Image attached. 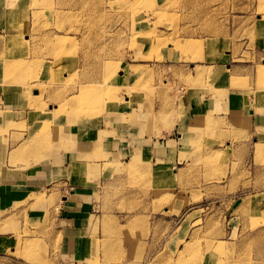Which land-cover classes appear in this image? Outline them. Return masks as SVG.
<instances>
[{"label":"rangeland","instance_id":"1","mask_svg":"<svg viewBox=\"0 0 264 264\" xmlns=\"http://www.w3.org/2000/svg\"><path fill=\"white\" fill-rule=\"evenodd\" d=\"M21 1L25 13L9 29L0 4V182L16 191L6 205L0 203V264H264V130L230 132L211 115L217 141L207 147L199 141L178 156L190 160L179 188L199 205L185 224L200 216L169 253L160 251L159 217L164 206H172L171 166L170 180L152 183L157 214L149 236L140 217L131 219L132 211L143 207L137 191L145 187L147 170L124 163L128 159L107 161L113 158L100 167L95 163L106 158L100 147L83 155L80 164L66 157L68 131L86 122H103L114 136L121 128L116 120L140 119V129L153 128L155 135L170 130L179 117V95L196 85L218 97L230 90L261 92L258 101L264 103V0ZM45 60L50 62L44 69ZM10 62L29 66L19 72L30 90L16 103L4 97L19 85L16 70L8 76L1 71ZM211 65L221 68L211 72ZM42 71L48 74L41 76ZM12 82L15 88L5 89ZM43 131L54 144L32 142ZM244 140L247 147L234 143ZM24 143H29L25 150L15 151ZM41 168L52 170L43 174L53 180L96 182L100 216L90 219V255L73 256L65 248L55 222L61 194L56 182L27 191L16 182L24 176L26 183L34 182L31 176ZM114 209L124 216H112L108 211ZM149 237V244L143 242Z\"/></svg>","mask_w":264,"mask_h":264},{"label":"crops","instance_id":"2","mask_svg":"<svg viewBox=\"0 0 264 264\" xmlns=\"http://www.w3.org/2000/svg\"><path fill=\"white\" fill-rule=\"evenodd\" d=\"M0 4L4 3L0 2ZM45 62L49 63L50 61L45 60L43 68L48 66V63L46 65ZM217 68L219 69L221 66H213L211 72H214L213 70ZM226 68L227 70H231L229 65ZM47 74L46 71H42L41 76ZM212 74L215 76L218 75V73ZM251 92L247 89L230 90L226 96L218 97L217 94L209 90L205 91L203 87L198 85L190 90L187 89L179 95V117L170 130L160 131V135H155L157 131L155 132V129H150V127L142 131L140 129V119L138 121L133 119L131 123L116 120L121 124V128L119 130L115 129L117 131V135L115 136L110 134L108 126H105L101 121L96 125L94 124V126L86 122L84 126H79L77 130L71 133L68 131L67 138L69 139L68 145L70 146H67L68 151L66 157L68 160H73L76 164H80L83 162V155L89 154L93 148L100 147L106 157L105 160H99L95 163L100 165V167L106 162L107 158H113L115 160L107 161L120 163L122 160L128 159L124 163L127 164L130 161L133 164L140 165L141 169L144 168L147 170L145 187L137 191V200H142L143 207L133 210L131 219L140 217L144 222L142 231L144 234H149V236L152 234V232H150L151 234L149 233V229H153L157 214L152 210V201L156 197L153 187L154 184L152 183L156 180H170L167 166H171L173 170L172 175L176 179V185L172 191V206L170 209L164 206V214L161 217L157 216L160 218L162 234L164 235L160 251L166 249L165 253H169L171 245L175 248L182 243V238L184 240L186 239L192 223L200 216H193L188 225L185 224L188 216L199 210V205H192L194 202L190 200L188 202L187 198L190 199L192 196L191 192L186 193L179 188L180 177L183 173L185 175L186 165L190 160L188 161L186 158L181 160L178 156L183 152H187L188 149L199 147V145L195 144L199 141L203 143L202 145L206 146V143H210V141L212 143L218 139L219 130L218 127H214L213 120L210 119L211 115L214 116L213 118L215 120L216 118H220L227 127L230 126V132H233V130H241L242 128V130H247L249 133L253 131L252 133L258 134L260 130H264V103L260 104L258 101L261 92L257 94ZM4 97L10 103H16V100L21 99L20 95L10 92ZM137 115L140 118L144 116L142 112ZM260 134L263 135L264 133L260 132ZM222 138L224 139L225 136ZM257 138L256 136L255 143H257ZM225 141L230 143L226 138ZM234 143L246 147L248 144L245 143V140ZM235 144L232 146L235 147ZM217 146L215 144L208 145L209 148H215ZM227 146L230 145L227 144ZM161 165L164 168H161ZM64 168H67V166H64ZM156 169L166 172L161 175ZM45 171L52 172L50 169L41 168L39 171L41 172L40 175L31 176L34 178V182L26 183L28 180L27 176H24L23 180L16 182H19V185L24 183L23 187L26 191L33 188L39 189L56 182L59 185L61 194L60 205L55 207L59 211L60 216L55 218V222L61 228L65 248L73 256H79L81 254L83 256L90 255L94 245V238L89 229L90 219L91 216H100L97 214L99 201L94 197L95 191L98 190L93 185L96 182L92 183L91 180L83 179L80 183L72 184L67 177L65 178L63 176H58L56 180H53L49 178V175L43 174ZM62 171H64L63 168ZM115 179H117V176L114 177ZM10 186L0 182V203L3 205H6L7 198L11 199V196L13 197L16 194V191L9 190ZM206 208L208 207L205 206L200 209L204 210ZM108 212L112 213V216L116 218L119 216L122 218L124 216L123 214H119L117 209L112 210V212L109 210ZM223 212L224 214H230L227 208H224ZM186 226H189V229L186 230ZM145 240L143 242H147L148 244L151 242L150 237Z\"/></svg>","mask_w":264,"mask_h":264},{"label":"bare ground","instance_id":"3","mask_svg":"<svg viewBox=\"0 0 264 264\" xmlns=\"http://www.w3.org/2000/svg\"><path fill=\"white\" fill-rule=\"evenodd\" d=\"M38 3V2H37ZM21 4H24L23 1L21 0H7L5 1L4 3V9H3V13L1 14V18L2 19H5V22L8 26L7 29L12 28L13 27V20H15V18L17 16H19L20 14L22 13H25V12H22V9L19 7V5ZM24 10V9H23ZM35 12V11H34ZM37 12V11H36ZM9 35V34H8ZM3 37H6L7 38V32L6 34L3 35ZM2 42V40H1ZM3 58V57H2ZM12 59L9 55L6 56V59ZM3 66V65H2ZM29 66L24 64V63H19V64H16L14 62H10L9 64H5L3 66V69H1V71L4 72L5 75H7L8 72H12L13 70H16L17 73H18V81H19V85L16 89L15 88V84L12 82V83H8L10 85H7L5 89H8L9 91H12L13 89V94H19V95H27L28 92H29V88H28V81L26 79H24L23 76H21L20 74V69H24V68H28ZM264 68V67H263ZM262 68V69H263ZM48 69H51V68H48ZM263 73V71H262ZM203 74V71L202 70H198L197 71V75L199 76ZM8 76V75H7ZM54 78V77H53ZM15 91V92H14ZM90 91V90H89ZM27 93V94H26ZM37 93V92H36ZM87 95V94H86ZM34 96H39V94H35ZM83 98V97H82ZM85 98V97H84ZM29 101V100H28ZM80 101V100H79ZM90 100H88L89 102ZM88 102H85V103H88ZM91 104V103H88V105ZM87 105V104H86ZM87 105V106H88ZM91 106V105H90ZM53 108V107H52ZM51 133V132H50ZM32 142L37 145V144H41L44 146V144H48V145H52L55 143V139L51 138L50 135H46L43 131V134H41L40 136L37 137L36 141L35 140H32ZM29 143H24V144H19L15 151H18V152H22V150H25L29 145ZM33 145V144H32ZM14 149H12L11 151H13ZM10 151V152H11ZM247 202V201H246Z\"/></svg>","mask_w":264,"mask_h":264}]
</instances>
